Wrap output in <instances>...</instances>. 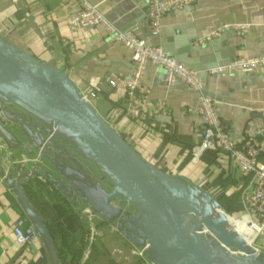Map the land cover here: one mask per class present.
I'll use <instances>...</instances> for the list:
<instances>
[{"label": "crops", "instance_id": "obj_1", "mask_svg": "<svg viewBox=\"0 0 264 264\" xmlns=\"http://www.w3.org/2000/svg\"><path fill=\"white\" fill-rule=\"evenodd\" d=\"M82 1L95 6L120 32L160 48L194 71L204 82L205 95L214 102L225 129L241 141L255 130L264 129V71L220 76L189 62L219 57L227 50L233 52L232 60L264 55V0H199L165 15L157 35L151 34L145 0H0V26H13L7 30V38L0 35L3 40L67 73L80 93H94L90 105L144 161L206 192L230 216L229 220H241L246 216L245 195L253 191L254 181L222 152L207 150L193 160L203 132L196 95L180 82L168 87L163 70L149 65L135 95L134 115L124 90L103 85L105 78L131 79L134 66L130 52L110 40L102 29L70 32L66 27L67 19L80 10ZM135 19H140L137 29L126 30ZM232 23L248 24L250 29L243 37L227 32L204 46H193V42ZM3 156L2 164L8 168L12 164L10 152L6 150ZM259 161L264 164V143ZM24 192L52 233L58 254L55 234L66 229L60 212L73 215L84 225L89 223L88 217L78 216L39 178L27 182ZM20 216L19 206L0 180V264H48L47 259L39 258L45 255L39 242L28 248L15 246L12 227ZM92 224L97 239L108 237L109 245L130 249L127 264H146L132 254L133 247L117 232L97 218ZM253 247L264 254L262 240ZM114 251L94 245L83 257L95 254L99 264H122ZM109 255L113 261H104Z\"/></svg>", "mask_w": 264, "mask_h": 264}, {"label": "water", "instance_id": "obj_2", "mask_svg": "<svg viewBox=\"0 0 264 264\" xmlns=\"http://www.w3.org/2000/svg\"><path fill=\"white\" fill-rule=\"evenodd\" d=\"M139 20L126 30L137 29ZM233 58L227 50L189 63L210 71ZM6 150L8 168L2 164ZM35 178L88 217L91 232L92 219H99L146 264H264V254L231 228L214 198L144 161L67 73L0 37V180L36 232L48 264H61L24 192Z\"/></svg>", "mask_w": 264, "mask_h": 264}, {"label": "built area", "instance_id": "obj_3", "mask_svg": "<svg viewBox=\"0 0 264 264\" xmlns=\"http://www.w3.org/2000/svg\"><path fill=\"white\" fill-rule=\"evenodd\" d=\"M198 1L145 0L151 34L159 33L161 19L165 15L191 6ZM66 27L70 32L94 28L102 29L110 40L130 52L134 66L131 79L117 81L113 78H105L103 85L110 89L124 90L126 101L134 115H137V111L134 109L135 95L145 69L149 65L163 70L164 80L168 87L180 82L196 95L203 132L200 145L193 151V160L198 159L207 150L219 151L225 154L244 174L252 177L254 189L250 194L245 195L246 216L241 220H245L247 228L253 232L251 245L254 246L258 240H262L264 243V164L259 161L264 143V129L255 130L241 141L232 138L219 119L214 102L205 95L204 82L194 71L166 55L160 48L147 45L142 39L131 33L120 32L95 6L86 1H82L80 10L67 19ZM249 29L250 25L248 24L223 25L193 42V46H204L227 32H233L237 36L243 37ZM260 71H264V55L254 58H238L225 66L210 70L208 73L230 76L250 75ZM83 96L89 103L95 97L94 93L83 94ZM12 234L17 248H28L38 242L36 232L24 217H19L14 222ZM39 258L46 259L44 254H40Z\"/></svg>", "mask_w": 264, "mask_h": 264}, {"label": "rangeland", "instance_id": "obj_4", "mask_svg": "<svg viewBox=\"0 0 264 264\" xmlns=\"http://www.w3.org/2000/svg\"><path fill=\"white\" fill-rule=\"evenodd\" d=\"M13 26H0V35L7 38V30L11 31L10 29ZM62 212V213H61ZM61 218L64 220L62 227L66 228L63 232H57L55 234L58 249L61 256V261L69 264H79L81 261V257L83 258L84 252H89L94 245L96 247H106L108 250L114 251V257L119 258L122 264H127V259L131 256V251L129 248H118L116 246H111L108 244V237H104L102 240L96 238V232H91V228L89 225H84L82 223L77 222L73 215H68L66 212L61 211ZM90 224V223H89ZM61 227V228H62ZM94 230H96L94 228ZM101 230V229H99ZM104 230V229H103ZM93 234V237L91 236ZM93 239L95 241L93 242ZM85 262L83 264H99L97 262V258H95V254L86 253ZM138 258V257H137ZM80 260V261H79ZM104 261L111 260L113 258L109 255L108 259L103 258ZM127 261V262H126ZM110 262V261H109ZM61 264H64L61 262ZM115 264L116 261H115Z\"/></svg>", "mask_w": 264, "mask_h": 264}, {"label": "bare ground", "instance_id": "obj_5", "mask_svg": "<svg viewBox=\"0 0 264 264\" xmlns=\"http://www.w3.org/2000/svg\"><path fill=\"white\" fill-rule=\"evenodd\" d=\"M231 219V218H230ZM237 222H243L244 224L237 223L233 220H228L231 228L248 244L250 245L253 239V232L250 231L245 220H236Z\"/></svg>", "mask_w": 264, "mask_h": 264}, {"label": "trees", "instance_id": "obj_6", "mask_svg": "<svg viewBox=\"0 0 264 264\" xmlns=\"http://www.w3.org/2000/svg\"><path fill=\"white\" fill-rule=\"evenodd\" d=\"M20 217H23V216H20ZM62 232H63V230H61ZM59 232H60V230H59ZM52 234V233H51ZM59 257H60V262H63L64 264H65V262L64 261H61V256H60V252H59Z\"/></svg>", "mask_w": 264, "mask_h": 264}]
</instances>
